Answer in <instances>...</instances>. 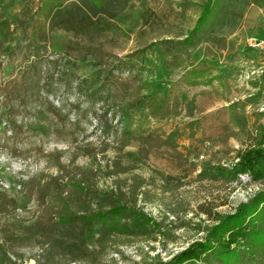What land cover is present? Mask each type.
<instances>
[{"label":"rangeland","instance_id":"rangeland-1","mask_svg":"<svg viewBox=\"0 0 264 264\" xmlns=\"http://www.w3.org/2000/svg\"><path fill=\"white\" fill-rule=\"evenodd\" d=\"M127 1L114 17L95 18L122 31L95 35L48 28L40 0H0L9 24L0 81L22 84L10 103L0 96V264H162L264 188V172L198 177L204 162L229 169L264 133V46L248 43L264 39V0H218L199 43L175 67L166 63L174 42L206 0ZM169 40L165 59L150 49L128 56L152 42L165 50ZM190 64L207 67L212 82L187 84ZM132 77L173 111L161 118L131 109V89L118 82ZM60 198L78 214L120 203L152 219L110 217L127 233L62 224ZM200 261L221 264L214 251Z\"/></svg>","mask_w":264,"mask_h":264},{"label":"trees","instance_id":"trees-1","mask_svg":"<svg viewBox=\"0 0 264 264\" xmlns=\"http://www.w3.org/2000/svg\"><path fill=\"white\" fill-rule=\"evenodd\" d=\"M127 0H40L39 12L45 15L48 28L58 27L63 30L71 31L74 34H87L93 32L97 35L100 31L113 28L122 31L118 26H113L108 22L99 24L95 18L98 14L112 18L121 12L127 5ZM218 0H206L202 5V10L197 18L195 25L189 30L183 39L176 40V52L169 66H178L182 61V55L188 54L190 48L195 47L200 40L195 36L206 24L208 18L217 14ZM251 1H245L248 5ZM37 24V22H35ZM9 35L8 21L0 17V45L4 43ZM172 40L162 42L167 49L158 48L157 42H152L128 56L133 58L137 53H145L147 50L157 53L161 59H165L168 47ZM80 47V46H79ZM85 50H93L94 45L84 44L81 46ZM118 62L121 59L115 58ZM209 69L205 66H192L191 64L185 70L183 79L189 85H206L212 82L213 76H208ZM130 77V76H129ZM119 86L123 90L131 89L133 99L129 105L131 109L145 107L150 114L166 117L173 111V105L169 104L166 97L157 98L150 93H142L143 85L137 79L119 80ZM22 90V84L15 79L0 81V96L7 103H10L12 97H18V91ZM21 100L18 101V103ZM178 100L175 99V104ZM10 105V104H8ZM176 106V105H175ZM6 144L0 141V147H6ZM13 154L19 151L12 149ZM237 161L229 169L222 166H215L209 162H204L198 173L201 179L218 178L221 176L232 175L236 173H250L254 178H259L264 172V133L260 135L259 143L255 146L240 149L237 152ZM80 188V182L76 183ZM34 191L36 198L42 199L43 190ZM61 222L65 224H91L99 222L103 224L108 232L127 233L129 230L121 224L110 222L113 215H136L141 219L150 220L143 211L131 208L125 204H114L103 211H91L89 213H76L62 198ZM47 221L50 220L46 213ZM215 222L210 228H207L204 241H195L188 247L178 252L171 260L162 264H203L200 261L202 254H208L211 251L216 252L217 258L221 264H240L249 260L250 264H264V188L256 191L246 202H241L234 213L224 216H217ZM255 223V227L251 224Z\"/></svg>","mask_w":264,"mask_h":264},{"label":"built area","instance_id":"built-area-1","mask_svg":"<svg viewBox=\"0 0 264 264\" xmlns=\"http://www.w3.org/2000/svg\"><path fill=\"white\" fill-rule=\"evenodd\" d=\"M248 43L253 47H263L264 46V39L251 37L248 39Z\"/></svg>","mask_w":264,"mask_h":264}]
</instances>
